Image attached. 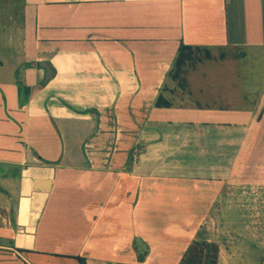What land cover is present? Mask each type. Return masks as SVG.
Instances as JSON below:
<instances>
[{
  "label": "crops",
  "instance_id": "1",
  "mask_svg": "<svg viewBox=\"0 0 264 264\" xmlns=\"http://www.w3.org/2000/svg\"><path fill=\"white\" fill-rule=\"evenodd\" d=\"M19 11L24 71L0 79V252L200 264L196 238L221 191L264 188V0H22ZM182 46L194 59L179 72Z\"/></svg>",
  "mask_w": 264,
  "mask_h": 264
},
{
  "label": "rangeland",
  "instance_id": "2",
  "mask_svg": "<svg viewBox=\"0 0 264 264\" xmlns=\"http://www.w3.org/2000/svg\"><path fill=\"white\" fill-rule=\"evenodd\" d=\"M21 2L8 1L0 12V79L16 78L23 70ZM258 55L251 52L247 66L253 62L261 70L256 63ZM259 77L256 73L254 80ZM223 196L226 200L212 207L196 238L200 264H264V188L238 185L232 180L230 188L221 191ZM0 256V264H21L11 254L0 252ZM194 261L196 264L197 259Z\"/></svg>",
  "mask_w": 264,
  "mask_h": 264
},
{
  "label": "trees",
  "instance_id": "3",
  "mask_svg": "<svg viewBox=\"0 0 264 264\" xmlns=\"http://www.w3.org/2000/svg\"><path fill=\"white\" fill-rule=\"evenodd\" d=\"M193 55H194V50H193L192 47L182 46L181 50H180V53H179V56H178V58H177V60L175 62V68L179 72L182 71L183 66L187 63V61H192L194 59ZM44 85H42V86H44ZM19 89H20L21 92H27V93L30 92V88L25 86V85H23V84L19 85ZM79 259L81 260V258H79Z\"/></svg>",
  "mask_w": 264,
  "mask_h": 264
},
{
  "label": "water",
  "instance_id": "4",
  "mask_svg": "<svg viewBox=\"0 0 264 264\" xmlns=\"http://www.w3.org/2000/svg\"><path fill=\"white\" fill-rule=\"evenodd\" d=\"M42 68L46 71V81H49L53 77V70L51 66L48 63L43 62L41 64ZM50 184L49 180H36L34 183V189L35 190H46L48 189V186Z\"/></svg>",
  "mask_w": 264,
  "mask_h": 264
}]
</instances>
